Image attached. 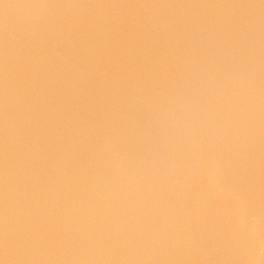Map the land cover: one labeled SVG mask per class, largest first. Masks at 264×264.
<instances>
[{"label": "snow or ice", "instance_id": "snow-or-ice-1", "mask_svg": "<svg viewBox=\"0 0 264 264\" xmlns=\"http://www.w3.org/2000/svg\"><path fill=\"white\" fill-rule=\"evenodd\" d=\"M0 264H264V0H0Z\"/></svg>", "mask_w": 264, "mask_h": 264}]
</instances>
